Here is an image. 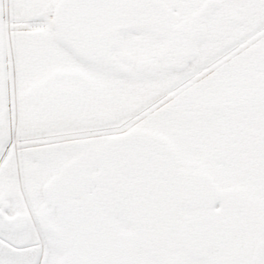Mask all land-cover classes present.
I'll return each mask as SVG.
<instances>
[{
    "label": "snow or ice",
    "instance_id": "snow-or-ice-1",
    "mask_svg": "<svg viewBox=\"0 0 264 264\" xmlns=\"http://www.w3.org/2000/svg\"><path fill=\"white\" fill-rule=\"evenodd\" d=\"M0 264H264V0H0Z\"/></svg>",
    "mask_w": 264,
    "mask_h": 264
}]
</instances>
